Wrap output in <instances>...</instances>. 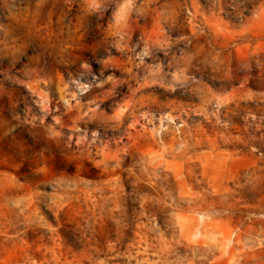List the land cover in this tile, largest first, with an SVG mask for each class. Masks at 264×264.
Here are the masks:
<instances>
[{"label": "clouds", "instance_id": "clouds-1", "mask_svg": "<svg viewBox=\"0 0 264 264\" xmlns=\"http://www.w3.org/2000/svg\"><path fill=\"white\" fill-rule=\"evenodd\" d=\"M0 264H264V0H0Z\"/></svg>", "mask_w": 264, "mask_h": 264}]
</instances>
